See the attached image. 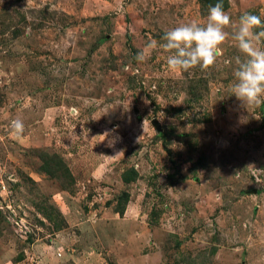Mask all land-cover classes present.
<instances>
[{
    "label": "rangeland",
    "instance_id": "374dc122",
    "mask_svg": "<svg viewBox=\"0 0 264 264\" xmlns=\"http://www.w3.org/2000/svg\"><path fill=\"white\" fill-rule=\"evenodd\" d=\"M227 1L230 34L264 20V0ZM207 18L198 0H0V264H264V104L232 93L237 42L184 72L148 48Z\"/></svg>",
    "mask_w": 264,
    "mask_h": 264
},
{
    "label": "clouds",
    "instance_id": "9594fccd",
    "mask_svg": "<svg viewBox=\"0 0 264 264\" xmlns=\"http://www.w3.org/2000/svg\"><path fill=\"white\" fill-rule=\"evenodd\" d=\"M231 26L232 20L224 10L223 0H217L209 6L206 24L195 21L180 24L164 34V43L153 40L148 48L169 52L167 65L173 72H184L197 66L207 69L215 65L221 46L231 35L242 54L235 58L232 93L243 103L260 106L264 104V20L246 12L230 34L226 29ZM137 59L143 61L146 56L141 52ZM11 128L17 137L24 134L25 126L20 119L12 120Z\"/></svg>",
    "mask_w": 264,
    "mask_h": 264
},
{
    "label": "trees",
    "instance_id": "16d2710c",
    "mask_svg": "<svg viewBox=\"0 0 264 264\" xmlns=\"http://www.w3.org/2000/svg\"><path fill=\"white\" fill-rule=\"evenodd\" d=\"M198 2H199L200 11H201L202 15H208L209 14V6L214 5L217 2V0H198ZM223 4H224V10H225L228 6V1L223 0ZM262 112H264V106H262ZM47 160H48V158L42 159V168L43 169H45V165H47ZM57 161H60V160H57ZM52 166H55V165L52 164ZM61 168L64 170V165L62 166V164H61Z\"/></svg>",
    "mask_w": 264,
    "mask_h": 264
}]
</instances>
